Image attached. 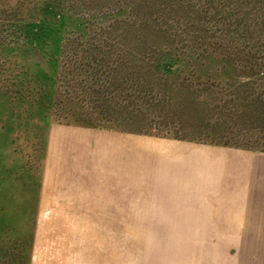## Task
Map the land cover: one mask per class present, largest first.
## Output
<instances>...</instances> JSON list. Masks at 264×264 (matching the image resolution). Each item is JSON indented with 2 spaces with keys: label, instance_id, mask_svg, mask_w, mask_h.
Returning a JSON list of instances; mask_svg holds the SVG:
<instances>
[{
  "label": "rangeland",
  "instance_id": "obj_1",
  "mask_svg": "<svg viewBox=\"0 0 264 264\" xmlns=\"http://www.w3.org/2000/svg\"><path fill=\"white\" fill-rule=\"evenodd\" d=\"M259 148L264 0H0V264H264Z\"/></svg>",
  "mask_w": 264,
  "mask_h": 264
},
{
  "label": "trees",
  "instance_id": "obj_2",
  "mask_svg": "<svg viewBox=\"0 0 264 264\" xmlns=\"http://www.w3.org/2000/svg\"><path fill=\"white\" fill-rule=\"evenodd\" d=\"M153 68L155 71L162 74L167 79H172L173 77H175L179 74L188 72V73H193V74H197L198 76H201V79H203L204 81L213 80L216 82L218 81L220 83H224V82L230 80V75L233 72V70L230 67H227L225 65L217 67V66H212L210 64H196V63L195 64H180L179 62H170V61L166 60V58H164V57L157 60L156 62H154ZM242 111H243V113L240 116L244 115V113H247L246 110H244V109ZM218 115H219V121L216 123L215 126H212V129L210 130L212 132H218L219 128L220 129L224 128L225 122L228 121L226 118L227 114H225V112L223 110H219ZM233 115H235V114H233ZM79 116H80L79 111L74 110V109L70 110V118L72 120L77 119ZM153 118L158 120V121H166L167 122L169 120L167 116L166 117L165 116L164 117H161V116L155 117L154 116ZM236 118H237V120L244 119V117L241 118V117H239V115ZM178 123L180 125L182 124V122H180V121ZM238 123H241V122H238ZM180 129H181L180 131H186V129H188V128L184 126ZM190 131H191V129H190ZM134 134L141 135L140 133H134ZM173 139H176V138H173ZM176 140H182V139H176ZM210 145H214V144H210ZM245 150H251V149H245ZM252 151L264 153V148L254 149Z\"/></svg>",
  "mask_w": 264,
  "mask_h": 264
},
{
  "label": "crops",
  "instance_id": "obj_3",
  "mask_svg": "<svg viewBox=\"0 0 264 264\" xmlns=\"http://www.w3.org/2000/svg\"><path fill=\"white\" fill-rule=\"evenodd\" d=\"M45 246V245H44ZM58 245L57 244H52V245H50V249H49V252L50 253H53V255H55V253H57V251H58V254H60L61 253V249L59 248L58 249V247H57ZM38 247H39V245H38ZM47 247V246H46ZM49 247V246H48ZM47 247V248H48ZM62 248H63V251L64 252H75L76 251V243H73L72 241H67L66 243H64L63 244V246H62ZM48 251V250H47ZM38 264H39V261H38ZM41 264V263H40Z\"/></svg>",
  "mask_w": 264,
  "mask_h": 264
}]
</instances>
